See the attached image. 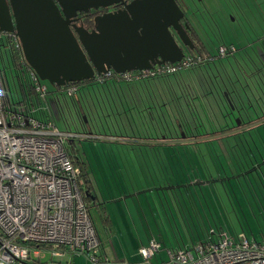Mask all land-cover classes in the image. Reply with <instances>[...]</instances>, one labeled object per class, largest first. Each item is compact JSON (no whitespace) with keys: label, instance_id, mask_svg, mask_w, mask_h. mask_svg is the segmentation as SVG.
I'll use <instances>...</instances> for the list:
<instances>
[{"label":"trees","instance_id":"16d2710c","mask_svg":"<svg viewBox=\"0 0 264 264\" xmlns=\"http://www.w3.org/2000/svg\"><path fill=\"white\" fill-rule=\"evenodd\" d=\"M96 14L97 11L94 9L88 11L85 26L92 27ZM233 45L222 43L219 45L218 48L225 49L222 57L228 58L229 55H234L232 53ZM262 47L260 49L261 54L254 47L240 48V52L245 53V56L240 55L241 58L231 61L228 64V72L220 66L221 72L226 74H222L224 79H220L221 82H219V85L217 84V88L212 86V79L215 82V79H218L221 74L212 71L210 64L214 60H210L212 56L206 46L195 48V52L197 55L207 58L196 59L189 68L180 70L177 73L135 83H127L116 79L110 80L114 85L117 83L125 84L127 99L137 93L138 98L143 102L149 104L148 101L152 100V103L157 106L156 114L161 113L162 103H164L165 110L167 109L168 117L166 121H168L170 137L165 138L163 141V138L156 137L154 131L151 132L152 134L148 133L147 127H145V132L134 138L143 140V142H138L139 145H151L158 148L155 150L161 156L164 175L171 172L173 177L177 175L179 179L181 178L179 170H175L176 167H179V164L174 159L179 155L180 159L188 164L187 166H191L196 171V177L194 180H189L190 183L199 186V189L203 188V182L212 187L215 184L220 187L226 195L230 207L235 213H238L239 216H236L238 219L243 220L242 218H246L247 211L253 215L258 228L259 239H256L252 232L251 236L256 241L264 239V45ZM248 50L250 52L246 54ZM9 55L12 67L6 66L4 57L7 56V50L1 45L0 70H4L9 83L4 95L8 96L12 102L22 101L26 97L32 103V98L35 97L31 88L32 84L28 76L20 70H25L26 66L19 64L20 55L14 49H9ZM107 81L97 83L94 80H85L70 83L79 88L71 96L66 95L64 87L63 102L68 105L69 101L75 108V114L79 118V122L74 123V130L79 133L86 132L83 128L82 130L76 128L78 127L76 125L82 126L84 124L83 115H86L87 118L89 114L92 115V111L88 113L85 106L87 103L89 104V98L95 96L94 86L107 83ZM119 86L120 88L123 87ZM182 86L184 87L182 88ZM148 87L155 88V92L149 93L151 95L146 94L145 97L142 96L140 92L146 91L145 89H148ZM58 92L60 90L57 92L55 90L53 93V100L57 107L60 103ZM148 107L145 108L148 109ZM235 118H239L240 125L237 124ZM151 121L149 118L147 122L151 125ZM92 127V130H94L93 125ZM94 133H96L95 130ZM98 133L100 134V132ZM120 138L125 137L121 136ZM69 142L71 152L67 151L74 164L79 166L81 170V177L84 180L83 188L85 189L83 199L87 203L89 198L93 196L90 191L88 171L86 170L88 162L83 159V153L75 145V140L69 138ZM174 149L178 151L176 152ZM173 161L175 164H171ZM212 169H215L214 172H212ZM141 177L145 181L146 175ZM179 179H176L173 184L169 181L170 185L168 183L165 188L167 189L166 192L175 195L174 193L180 186H186L182 183L187 184V181ZM150 186L147 185V189H150ZM154 189L157 190L153 187ZM203 197L205 203L209 202L204 193ZM175 203L179 210L178 218L183 223L187 236L193 238L192 233L194 232L200 240L192 244V247L200 242L213 240L220 232L224 233L216 223H214L217 229L215 232L209 219L208 224H205L202 220L203 226L200 223L195 224L196 221L198 222V217L195 216H193L191 227L185 213L178 208L181 207V201ZM194 226L201 228V233L205 236L203 240L200 239L199 233H197L199 231H194ZM207 231H211V233H207ZM239 233H244L247 236L244 231L226 235L236 236ZM41 246L44 247L43 245L39 247Z\"/></svg>","mask_w":264,"mask_h":264},{"label":"rangeland","instance_id":"374dc122","mask_svg":"<svg viewBox=\"0 0 264 264\" xmlns=\"http://www.w3.org/2000/svg\"><path fill=\"white\" fill-rule=\"evenodd\" d=\"M188 14L201 39L209 46L211 56L214 58V61L210 64L212 71L221 74L218 79H215V82L212 79V86L217 88L219 82H221L220 79L223 78L222 74H226L221 72L220 66L228 72V64L231 61H235L236 58L239 59L243 55L245 56V53L240 52V48L246 43L245 39L250 40L255 35L264 34V0H190ZM221 43L224 45L234 44L233 46L236 48L234 55H229L228 58L220 57L218 47ZM6 50L7 56L4 57V61L7 67H12L9 61V49ZM249 52L248 50L246 54H249ZM43 83L50 92L45 98H32L34 115L41 120L52 121L55 129L60 132H74V123L77 121L75 108L69 101L68 105H65L61 95L58 97L60 103L57 107L53 100V93H51L54 91L53 86L46 81H43ZM119 85L123 87L120 88ZM125 89V84L117 83L114 85L110 80L107 83L94 86L95 96L89 98V104L92 111H94L92 112L93 119L91 123L95 132H100V134L98 133L100 136H97L99 137L97 139H85V137L78 134L73 137L75 145L83 153V159L88 162L90 180L102 206V209L97 210L95 205L90 202L89 211L100 238L104 241L105 248L108 250L107 254L110 259H107L108 263L106 261L94 263L84 254H65L62 257L54 258L56 262H61V264H171L169 251L175 249L174 247L168 251V255L167 248L160 251L161 255L163 252V257L167 258L163 262L156 260L155 257L148 261L143 260L138 254L136 257L134 255L135 251L136 253L138 251L136 245L133 244L130 234L124 231L121 224L123 216H125L123 214L132 215L136 218L138 214H142L146 210L149 211L148 200L152 201L159 198L155 195L153 189L147 190L144 195L135 191L137 185L132 180V176L136 172H132L130 168L138 169L139 166L141 170L138 174L141 176L146 175L145 182L149 186L162 185L166 188L169 181L173 184L176 179H179L177 175L173 177L171 172L164 175L161 156L155 150L158 149L157 147L139 145L138 142H143V140L134 138L142 135L145 132V127H147L148 133L153 131V127L147 121L151 114L153 116L157 115L155 113L156 104H153L152 100L148 101L149 104L143 102L138 98L137 93L127 99ZM145 90L140 92L144 97L146 94L151 95L155 88L148 87ZM147 106H149L148 109L145 108ZM95 115H99L100 118L94 117ZM122 140L125 142H119ZM64 145L71 152L70 142L67 139L64 140ZM174 159L179 164V167L175 168L176 171L179 170V176L181 177L179 180H186L187 184L182 183L186 186H180L174 193L175 195H171L169 192H164L161 195L164 205L170 208L171 215L176 216L179 212L175 202L180 200L181 207L178 208L185 213L191 227L193 216H195L198 217V222L196 221L195 224L200 223L201 226H203V222L208 224L209 219L215 232L217 229L214 223L227 235L244 231L249 239H252L251 232L256 239H259L258 228L253 215L247 211L246 218H242L243 220L238 219L236 217L238 213H235L230 207L227 197L220 187L216 184L212 187L203 182V188L199 189V186L189 182V180L195 179L196 171L191 166H187L188 164L183 162L179 155ZM171 164H175V162L173 161ZM162 178L163 180H161ZM159 181L160 183H158ZM202 192L209 199V202L205 203ZM138 198L145 200L141 204L142 206L137 201ZM193 229L199 231L197 233H199L201 240L205 238L200 227L194 226ZM185 241L190 249L192 244L200 240L198 235L194 233L192 241L188 239Z\"/></svg>","mask_w":264,"mask_h":264},{"label":"built area","instance_id":"2783aa9c","mask_svg":"<svg viewBox=\"0 0 264 264\" xmlns=\"http://www.w3.org/2000/svg\"><path fill=\"white\" fill-rule=\"evenodd\" d=\"M1 45L19 53V64L26 66L20 70L28 76L35 97L45 98L47 86L26 64L15 35L0 31ZM189 66L185 58L117 75L130 82ZM8 85L0 70V264H56L52 259L65 254H84L91 262H100L101 242L83 199L81 170L64 145L73 135L58 131L50 120L36 118L30 99L12 102L4 95ZM74 92V87L65 89L68 96ZM159 248L151 240L138 253L148 261ZM47 253L51 261L41 263ZM169 259L171 264H264V239L220 232L190 249L169 251Z\"/></svg>","mask_w":264,"mask_h":264},{"label":"water","instance_id":"95a60500","mask_svg":"<svg viewBox=\"0 0 264 264\" xmlns=\"http://www.w3.org/2000/svg\"><path fill=\"white\" fill-rule=\"evenodd\" d=\"M122 4L97 15L89 31L78 13ZM176 0H0V31L18 39L28 67L40 81L62 87L116 73L150 69L183 57L169 28L181 30Z\"/></svg>","mask_w":264,"mask_h":264},{"label":"crops","instance_id":"0c3cea01","mask_svg":"<svg viewBox=\"0 0 264 264\" xmlns=\"http://www.w3.org/2000/svg\"><path fill=\"white\" fill-rule=\"evenodd\" d=\"M88 169L89 168L87 166L86 170L88 171ZM130 169L132 172H136L135 174H133V178H132V180H134V182L137 185V189L135 188L136 189L135 191H138L139 193H143L144 195V192H146L147 190H152L153 187H156L157 190H153V192L159 198H155L152 201L148 200L147 204L149 206V211L146 210V212H143L142 214H138L136 218H134L132 215L128 216V214H123L125 216L122 215L123 220L121 221V224L123 226L124 231L130 234V238L133 244L136 245V250L138 251L140 248L147 246L149 241L156 240L160 244V248L156 252L154 257L156 258V260H160L161 262H163L167 258L163 257V252L161 255L160 251L162 249L167 248V255H168V251L173 247L174 248H178V247L188 248L189 246L186 245L185 240L188 239L192 241V239H190L192 237L187 236L183 223L178 218L179 216L178 212L176 216L171 215L170 208L164 205L161 195H163L164 192L166 193L167 189H165L164 186L162 185L161 186H150V189H147V185H146V182L144 181V178H142L141 175L138 174L141 168L138 166V169L137 168H130ZM88 177H89L88 179L90 181V186H91L90 191L93 194V196H91V198H89V201L87 202L88 207H89L90 202H92L97 208V210H100L102 209V206L97 197L94 186L90 180L89 172H88ZM161 180H163V178ZM160 181L158 183H160ZM137 201H139L140 205L145 202V200L141 198H138ZM93 224H94V221H93ZM95 229L97 231V235L101 242V248H100L99 255L101 256L103 260H101L100 262L106 261L108 263V260L110 259L107 254L108 250L107 248H105L104 241H102L100 238L98 229L96 227ZM207 233H211V231L210 232L207 231ZM192 235H194V232L192 233ZM138 251L137 253L136 251L134 253L136 257H137V254L139 256ZM164 255L166 256L165 253ZM50 261H51L50 255H48L47 253L45 257L41 260V263H46ZM52 261L56 264H61V262H56L54 258L52 259Z\"/></svg>","mask_w":264,"mask_h":264},{"label":"flooded vegetation","instance_id":"af4514ba","mask_svg":"<svg viewBox=\"0 0 264 264\" xmlns=\"http://www.w3.org/2000/svg\"><path fill=\"white\" fill-rule=\"evenodd\" d=\"M131 1L132 0H126V3H129ZM176 2H177L178 7L180 8V10L183 13V16L179 20V25L181 26V30L183 31V33L185 35H187V37L189 39V44H184L182 42V39H181L182 36L179 33V30L175 29L174 27H170L169 30H170L172 36L174 37L176 43L181 48V50H182V52L184 54L183 57L181 58V60L185 59V58L188 59L190 61V66H191V65L194 64V61L196 59L200 60V59L207 58L205 56L201 57L200 55H197V53L195 52V50H196L195 48H199L201 46L202 47L206 46L207 48H209V46L201 39V37L198 34L193 22L190 20V15L188 14V10L190 8V0H176ZM123 8H124V5L119 3V4H115V5H112V6L107 7V8H98V9H94V10L97 11V14H96V16H97V15H102V14H105V13L122 11ZM87 16H88V12H86V13H83V12L82 13H78L76 18H75L76 19L75 23L77 25H83L86 29H88L90 31L93 28V25H92V27L85 26V23H86V20H87ZM245 40H246V43L242 47L247 48V49L249 47H254V48H256L258 53L261 54L260 53V49H262L263 48L262 46L264 45V34L263 35H255V37H253L252 39L250 38V40H247V39H245ZM224 50L225 49H223V52H221V48H218V53H219L220 57L223 56ZM235 51H236V48L233 47L232 53H234ZM212 59H214V58L211 57L210 60H212ZM167 63H169V62H166V63H163V64H156V65L152 66V68L145 69V70H152L156 66H161V65H164V64H167ZM189 67H187V68H189ZM187 68H184L182 70H185ZM137 71H140V70H134V71H131V73H135ZM163 76H165V75H163ZM157 77H159V76H157ZM152 78H156V76L155 77L150 76V77H148V78H146L144 80H148V79H152ZM112 79H116L118 81H125L122 78H120L112 70H108L104 75L101 74V75L95 76L92 80H94L97 83H99V82L102 83L104 81L112 80ZM139 81H141V80L130 81V82L129 81H125V82H127V83H135V82H139ZM217 82H219V81H217ZM70 83H73V82L66 83L64 86L59 87L60 89H57L58 88L57 86H53L54 91H52L51 93H54L55 90H56V92L58 90H60V92H58V95H61L62 97H64L63 96L64 87H65V89L70 88V87H74L75 88L74 94H75L79 88L76 85H71ZM47 89H48V87H47ZM48 92H50L49 89H48ZM91 108H92L91 105L87 103V105L85 106V109L87 110L88 113L92 111ZM93 110H94V108H93ZM92 112H94V111H92ZM96 113H97V111L95 112V114ZM79 116H81V115H79ZM82 117H83V120H84V124L82 126L81 125H76V126H78L76 128H80L81 130L83 128L84 131H86V132L85 133H79L76 130L74 132L71 131L70 133L73 135V137H74V135L78 134V135L83 136V137H85L87 139H97V138H99L97 136H100V135L98 133H94V130H92L93 127H92L91 121L93 119V115L89 114L88 118L86 117V115H83ZM94 117L100 118L99 115H97V116L95 115ZM165 117L167 118L168 116H167V109L165 110V107H164V103H162V111H161V113L160 114L157 113L156 117L153 116V115L150 117V119L152 120L151 121V125L153 127L152 129L155 132V134L157 135L156 137L163 138V141H164L165 138L170 137L169 125H168ZM75 118L77 120V121H75V123L77 124L79 122V118H78V116L76 114H75ZM235 120H236L237 124L240 125L241 122H240L239 118H235ZM66 132L69 133V131H66ZM73 137H71V138H73ZM67 140L69 141V138ZM83 191L85 192L84 188H83Z\"/></svg>","mask_w":264,"mask_h":264},{"label":"bare ground","instance_id":"6f19581e","mask_svg":"<svg viewBox=\"0 0 264 264\" xmlns=\"http://www.w3.org/2000/svg\"><path fill=\"white\" fill-rule=\"evenodd\" d=\"M131 72V71H130ZM116 73V72H115ZM117 74V73H116ZM102 75H104V74H102ZM98 76V75H97Z\"/></svg>","mask_w":264,"mask_h":264}]
</instances>
